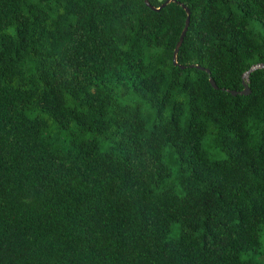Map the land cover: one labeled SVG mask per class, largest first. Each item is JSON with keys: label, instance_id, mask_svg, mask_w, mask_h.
Instances as JSON below:
<instances>
[{"label": "trees", "instance_id": "1", "mask_svg": "<svg viewBox=\"0 0 264 264\" xmlns=\"http://www.w3.org/2000/svg\"><path fill=\"white\" fill-rule=\"evenodd\" d=\"M177 1L183 69L175 2L0 0V264H264V0Z\"/></svg>", "mask_w": 264, "mask_h": 264}, {"label": "water", "instance_id": "2", "mask_svg": "<svg viewBox=\"0 0 264 264\" xmlns=\"http://www.w3.org/2000/svg\"><path fill=\"white\" fill-rule=\"evenodd\" d=\"M144 4L151 10L153 11H157L159 10L160 8H162L164 5H166L167 3L169 2H175L176 4L180 5V7L184 10L185 12V18H184V23H183V27L178 35V38H177V41L175 42V45H174V48H173V51H172V65L174 66H178L179 68L183 69L185 66L184 65H180L176 62V54H177V51H178V48L181 44V41L183 39V36L185 34V31L187 29V26H188V23H189V10L188 8L178 2L177 0H164L162 3H160L158 6H153L149 3L148 0H143ZM189 67H195V68H199V69H202L204 70L206 73H208V70L206 68H203L201 66H198V65H193V64H189L188 65ZM256 67H264V64H256V65H253L251 66L248 70H246L243 74H242V88L240 90H234V89H225L226 92H228L230 95H236V94H239V95H246L249 93V88L247 86V83L246 81L244 80V78H246V75L247 73H249V71L253 70L254 68ZM208 80V83L210 84V86L213 88V89H217V86L216 84L214 83L213 79L208 76L207 78Z\"/></svg>", "mask_w": 264, "mask_h": 264}]
</instances>
